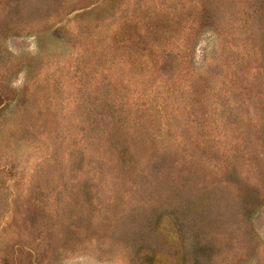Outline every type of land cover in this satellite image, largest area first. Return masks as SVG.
<instances>
[{
  "label": "rangeland",
  "instance_id": "obj_1",
  "mask_svg": "<svg viewBox=\"0 0 264 264\" xmlns=\"http://www.w3.org/2000/svg\"><path fill=\"white\" fill-rule=\"evenodd\" d=\"M0 264H264V0H0Z\"/></svg>",
  "mask_w": 264,
  "mask_h": 264
}]
</instances>
